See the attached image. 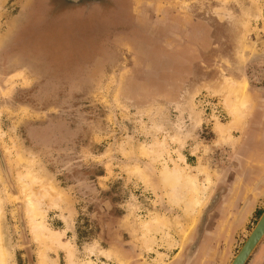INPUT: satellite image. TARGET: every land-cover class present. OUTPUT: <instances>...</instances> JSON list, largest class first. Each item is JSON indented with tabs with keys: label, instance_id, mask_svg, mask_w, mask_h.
Wrapping results in <instances>:
<instances>
[{
	"label": "rangeland",
	"instance_id": "obj_1",
	"mask_svg": "<svg viewBox=\"0 0 264 264\" xmlns=\"http://www.w3.org/2000/svg\"><path fill=\"white\" fill-rule=\"evenodd\" d=\"M71 6L0 0L5 264H181L197 249L223 193L217 173L233 166V152L243 147L244 120L231 124L224 83L235 80L250 105L263 101L249 93L264 92V0H82ZM17 155L66 197L54 205L46 196L39 205L58 242L42 241L28 224ZM200 165L211 181L202 191L205 177L194 178L203 202L190 214L197 194L190 178ZM173 171L182 174L174 201L167 187ZM261 207L216 239L218 264H230L264 198ZM150 213L165 226L146 234L140 223ZM245 264H264V235Z\"/></svg>",
	"mask_w": 264,
	"mask_h": 264
},
{
	"label": "crops",
	"instance_id": "obj_2",
	"mask_svg": "<svg viewBox=\"0 0 264 264\" xmlns=\"http://www.w3.org/2000/svg\"><path fill=\"white\" fill-rule=\"evenodd\" d=\"M249 94L252 99L257 98L263 101L250 105L241 125L240 139L238 140V135H233L235 138L233 146L238 140V148L241 145L243 147L233 152L232 157L236 159L233 166L226 170L219 168L218 185L223 193L218 199L217 206L206 219L208 220L207 225L202 236L199 237L197 249L194 253L185 256L186 261L181 258V264H218L219 261L215 256L218 253L216 239L227 238V234L232 233L235 226L246 224L255 211L262 208L261 203L264 198V92L260 93L261 96L252 92ZM228 223L232 224V227Z\"/></svg>",
	"mask_w": 264,
	"mask_h": 264
},
{
	"label": "bare ground",
	"instance_id": "obj_3",
	"mask_svg": "<svg viewBox=\"0 0 264 264\" xmlns=\"http://www.w3.org/2000/svg\"><path fill=\"white\" fill-rule=\"evenodd\" d=\"M223 91L225 94L224 104L227 107L231 115V124L234 127L235 126L237 127L244 120L245 110L247 109V106L250 105V103L248 102L249 100L248 94L246 92H242L237 82H235V80H233L231 77H229L228 80H226V82L224 83ZM141 154L147 156V153L145 151H143ZM178 158L179 160L184 162V164L188 166L191 170L192 168H195V167L189 166L185 162L184 156L181 155L180 153H178ZM17 160L21 164V170L17 172V179L20 185L21 193L23 194L25 198L24 199V210H25V215L27 217L28 224L31 230L33 231V233L36 236H38L42 241L53 240V241L58 242L61 237L57 235L58 232L52 231L51 229L45 226V224L42 221L43 213L40 210L39 205L41 204V198H44L46 196H51V200L54 205H56L57 203L56 199L61 200L63 202L66 199V197L64 193L61 190L57 189L55 186H53V184L51 183L48 184L45 182L43 183L40 181V178L37 176V173L34 171L33 162L26 161L22 159V157H20L19 155H17ZM174 173L176 176H174V178H170L171 180H169L167 184L168 194L173 198V201L176 200L178 196L180 195L179 183H180V179L182 176L181 172L177 171V173L176 172ZM199 174H203V176L205 177V182H206V183L204 182L205 184H203L202 191L208 188L207 186L211 181L209 173L206 170H204L203 165H200L197 171L195 170V174L193 175V177L190 178L192 189L197 193L191 200L190 214L195 213L203 202V197L197 196L199 194V190L197 189L196 183L193 181L194 178L196 179V177ZM35 184H38L40 187V191H41L40 196H38L37 192L34 191V189L32 188V186ZM157 225H161L162 227L165 226V221L163 217L160 215L150 213L148 215V220L140 223V228H142L144 232L147 234V233H150L151 230L153 229L155 230ZM159 230L160 229H158L157 231ZM0 241H1V237H0ZM38 252H39L38 255H39L40 260L44 261V258H45L44 250H41ZM105 254L106 256L108 255L107 253ZM109 256L110 255H108L107 257ZM0 264H5V256H4V252L2 251L1 245H0Z\"/></svg>",
	"mask_w": 264,
	"mask_h": 264
},
{
	"label": "water",
	"instance_id": "obj_4",
	"mask_svg": "<svg viewBox=\"0 0 264 264\" xmlns=\"http://www.w3.org/2000/svg\"><path fill=\"white\" fill-rule=\"evenodd\" d=\"M264 235V209L259 216L255 226L249 233L248 237L235 254L230 264H245L250 254L253 252L259 241Z\"/></svg>",
	"mask_w": 264,
	"mask_h": 264
},
{
	"label": "flooded vegetation",
	"instance_id": "obj_5",
	"mask_svg": "<svg viewBox=\"0 0 264 264\" xmlns=\"http://www.w3.org/2000/svg\"><path fill=\"white\" fill-rule=\"evenodd\" d=\"M65 1H67L68 4H70V5L74 6V7H77V6L80 5V1H82V0H65ZM90 2L92 4H94V5H99V0H90ZM74 7H72V8H74Z\"/></svg>",
	"mask_w": 264,
	"mask_h": 264
},
{
	"label": "trees",
	"instance_id": "obj_6",
	"mask_svg": "<svg viewBox=\"0 0 264 264\" xmlns=\"http://www.w3.org/2000/svg\"><path fill=\"white\" fill-rule=\"evenodd\" d=\"M260 210L257 211V213L259 212Z\"/></svg>",
	"mask_w": 264,
	"mask_h": 264
}]
</instances>
